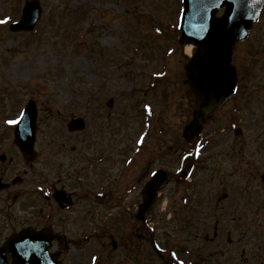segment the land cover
Returning <instances> with one entry per match:
<instances>
[{
	"label": "rangeland",
	"instance_id": "rangeland-1",
	"mask_svg": "<svg viewBox=\"0 0 264 264\" xmlns=\"http://www.w3.org/2000/svg\"><path fill=\"white\" fill-rule=\"evenodd\" d=\"M25 1L0 0V20H6L0 24V98H5L0 128L18 119L34 98L46 175L63 177L67 188L85 192L80 205L86 232L95 226L98 233L107 230L102 237L71 244L70 264H93L91 257L100 252L103 261L96 264H175L170 249L180 247L177 251L185 257V246L192 254L196 243L213 235L217 221L236 227L234 237L245 239L246 255L252 254L249 264H264V257L252 252L256 243L264 247V208L257 209L246 192L229 213L211 207L227 190L226 179L216 173L225 164L222 144L213 149L218 156H209L211 146H206L192 160L195 168L187 183L172 174L183 153L192 149L183 129L195 108L185 68L195 49L189 53L179 42L182 0H41L43 14L34 30L11 31L9 24L20 17ZM232 64L240 76L239 95L216 112L195 140L213 138L214 126L229 122L230 108H238L239 123L255 126L254 134L264 136V11L249 38L236 45ZM72 114L87 121L81 134L67 130ZM219 132L216 143L223 141ZM161 166L172 178L162 187L149 223L165 254L161 258L152 245L140 255L114 250L111 235L122 241L138 229L132 204L139 190L128 206L122 191ZM236 183L244 186L232 179ZM97 192H111L114 198L97 202ZM240 249L234 260L221 255L209 260L243 264Z\"/></svg>",
	"mask_w": 264,
	"mask_h": 264
},
{
	"label": "flooded vegetation",
	"instance_id": "flooded-vegetation-1",
	"mask_svg": "<svg viewBox=\"0 0 264 264\" xmlns=\"http://www.w3.org/2000/svg\"><path fill=\"white\" fill-rule=\"evenodd\" d=\"M234 101H229L227 105ZM0 110H3L1 100ZM229 117L231 120L225 125L214 126L213 138L209 137L208 142V147L211 146L208 152L211 157L219 155L213 150L215 144H222L224 147L225 164L222 170H217L216 173L222 180L226 179V184L222 182L227 190L222 194H227L225 201L228 200L229 204H220L221 199L218 197L217 201H212L211 207L219 212H229L233 210L232 207L238 206L240 196L246 192L250 193V200H255L257 209H263L264 136L254 134L256 131L253 125L231 123L239 122L237 112L229 113ZM13 131V126L0 128V264H17L12 251L14 245L8 244V241L14 233L29 226L34 227L36 233L47 229L53 235L50 252L57 253L62 264H70L71 244H80L92 233L85 231L82 214L84 209L80 205V196L84 197L85 192L82 194L76 189L67 188L63 177L58 176L54 179L46 175L47 168L40 162L43 156L38 146L39 126L36 132V156L31 161L25 159L21 149L14 143ZM218 131L223 136V141L216 143ZM246 154H250L252 160L246 159ZM232 179L244 182V186L239 188V184H232ZM254 181L257 183H252ZM234 191L237 192L232 196ZM139 198L140 201H137ZM139 198L133 200L132 209L140 205L141 195ZM160 202L161 200L158 205ZM137 226L138 229H133L127 238L125 249L128 255L134 250L140 255L143 249L146 248L148 251L150 249L148 224L138 223ZM214 229L213 235L207 234L204 242H200V246L199 242L195 244L192 254L189 250L184 264H213L202 261L201 257L218 255L234 260L240 248V260L246 262V241L241 236L234 237L236 227L229 228V224L226 227L217 223ZM97 232L98 229L95 235ZM259 251H264V247L256 243L252 247L253 257L259 258ZM248 255L252 256L251 253Z\"/></svg>",
	"mask_w": 264,
	"mask_h": 264
},
{
	"label": "water",
	"instance_id": "water-1",
	"mask_svg": "<svg viewBox=\"0 0 264 264\" xmlns=\"http://www.w3.org/2000/svg\"><path fill=\"white\" fill-rule=\"evenodd\" d=\"M185 5L181 42L189 44L194 41L198 45L197 54L186 67L197 102L193 120L184 130V136L190 139L200 133L208 115L232 96L236 82L235 70L230 66L233 48L236 42L246 39L253 21L258 19L264 7V0H185ZM223 5L226 6L225 15L216 18L217 10ZM41 12L39 0H28L21 21L11 25V28L33 29ZM36 119V105L30 101L15 129V142L29 157L33 155ZM84 126L83 118L72 119L68 124L70 130L83 129ZM165 179V172L159 171L146 187L145 202L138 213L139 218L144 219L152 211L157 191ZM34 235L33 230H28L24 235L20 233L14 236L12 243L18 246L16 260L23 264L57 262L44 259L42 241L33 238ZM34 251H38V256L33 254Z\"/></svg>",
	"mask_w": 264,
	"mask_h": 264
},
{
	"label": "snow or ice",
	"instance_id": "snow-or-ice-1",
	"mask_svg": "<svg viewBox=\"0 0 264 264\" xmlns=\"http://www.w3.org/2000/svg\"><path fill=\"white\" fill-rule=\"evenodd\" d=\"M3 23H6V20H0V24H3ZM9 124H17L19 123V118L16 119V120H10L8 121ZM173 256H175L176 254L175 253H172ZM180 264H184L183 261H180Z\"/></svg>",
	"mask_w": 264,
	"mask_h": 264
},
{
	"label": "bare ground",
	"instance_id": "bare-ground-1",
	"mask_svg": "<svg viewBox=\"0 0 264 264\" xmlns=\"http://www.w3.org/2000/svg\"><path fill=\"white\" fill-rule=\"evenodd\" d=\"M186 49L189 53H191L192 52V45H187Z\"/></svg>",
	"mask_w": 264,
	"mask_h": 264
}]
</instances>
